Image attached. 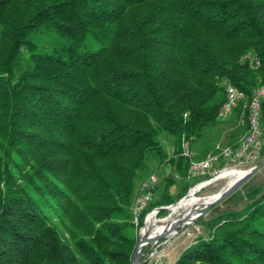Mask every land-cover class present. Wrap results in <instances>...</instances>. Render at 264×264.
I'll return each instance as SVG.
<instances>
[{
	"label": "trees",
	"instance_id": "obj_1",
	"mask_svg": "<svg viewBox=\"0 0 264 264\" xmlns=\"http://www.w3.org/2000/svg\"><path fill=\"white\" fill-rule=\"evenodd\" d=\"M223 80L246 97L264 83V0H0V264H131L139 183L168 165L153 204L175 201L183 145L225 130ZM250 180L173 264H264Z\"/></svg>",
	"mask_w": 264,
	"mask_h": 264
},
{
	"label": "built area",
	"instance_id": "obj_2",
	"mask_svg": "<svg viewBox=\"0 0 264 264\" xmlns=\"http://www.w3.org/2000/svg\"><path fill=\"white\" fill-rule=\"evenodd\" d=\"M252 68L257 69L261 65L259 58L246 55ZM225 99L217 112V119L223 120L231 115L234 109L240 105L241 113L238 124H243L247 120V129L240 139L233 145H223L217 142L208 151L203 159L195 160L193 152L188 146H184L183 155L190 159L186 179L191 180L212 170L213 173L222 169L241 163L244 159L258 153L264 146V127L261 123V104L264 101V83L257 86L249 97L231 84L223 80ZM158 182V175L155 172L146 176L139 185L134 202L132 204V222L134 225L138 264H163V256L159 253L158 246L162 243V238L167 241L177 235V228L168 230L159 237L163 231H157V227L168 223V216H162V212L169 210V205H152L154 200V189ZM166 241V242H167Z\"/></svg>",
	"mask_w": 264,
	"mask_h": 264
},
{
	"label": "rangeland",
	"instance_id": "obj_3",
	"mask_svg": "<svg viewBox=\"0 0 264 264\" xmlns=\"http://www.w3.org/2000/svg\"><path fill=\"white\" fill-rule=\"evenodd\" d=\"M44 38L47 39L48 43L50 44L56 42V40L52 38L51 36H44ZM236 113H237V110H234L233 113L229 115L226 119L220 120L226 123V125L229 127L231 126V124L233 125L232 128L230 127L228 133L230 134V136L233 138V141L235 142H237L242 136V134L245 132L243 125L234 126ZM219 127H220L219 121L216 125L206 127L204 129L202 137L198 141L193 142L192 147H190V149L192 148V150L201 152L206 146H208L211 143L212 136L213 137L219 136L221 132ZM162 141L165 147L167 148L168 153L170 154L172 151V142L168 140V138H163ZM262 155H264V153H261L260 151L257 154L253 153L251 157L244 159L241 163L231 165L229 166V168H237V169L250 168L251 166L257 164L261 160ZM195 160H199V159L196 157ZM170 171H171V168L168 165L157 166V163L155 161L151 163L150 172H155L158 175V182L154 189L153 202L155 201V199L159 198L162 192L164 176L168 175ZM224 171L225 170L221 172H224ZM219 172L220 171L213 173L212 170H209L208 173L204 174L203 176H200V177H197L191 180H187L186 178L185 179L177 178L176 182L170 187V193H171V196L175 199L173 203L175 204L177 201L178 202L175 204V207L172 210L169 209V210H165L162 212V216H168L170 214L167 220L168 223L166 225L170 223H174L178 218L183 216V213H184V211L182 210L183 203H180L179 200L183 196H185L188 193V190L190 188L192 189L194 185L197 186L203 181L213 179L208 184L203 186L199 191L191 194L188 198H186L185 202L191 201L196 196L217 193L224 186V183H225L223 179L218 178V175L221 173ZM250 179H251L250 180L251 183H254V184L264 183V166H262ZM183 187H187V190L185 191L183 196L178 198V196L182 193ZM153 202H152V205H155L153 204ZM228 205L233 206L235 208H240L242 206L241 203H237L234 205L227 203V204L218 205L217 209L221 210L223 208H226ZM201 216L203 217L204 220L209 217L208 214H205V215L203 214ZM178 230L179 232L177 233V235H175L171 240L167 241L166 238H162V243H160V245L158 246L159 253L163 256V264H173V262L176 260V258L180 255V253L184 249L193 245L199 239V237L206 236L203 225L196 223V221L191 222L185 227L179 226Z\"/></svg>",
	"mask_w": 264,
	"mask_h": 264
},
{
	"label": "bare ground",
	"instance_id": "obj_4",
	"mask_svg": "<svg viewBox=\"0 0 264 264\" xmlns=\"http://www.w3.org/2000/svg\"><path fill=\"white\" fill-rule=\"evenodd\" d=\"M251 167H253V166H251ZM250 168L237 169V168H229V166H228V167L222 169L221 171H223V170H225V171L224 172L220 171L221 173L219 172L220 174L218 173L219 175L218 174L217 175H218V178L223 179L225 183H224V186L217 193H215V194H207V195L204 194V195H201V196H196L191 201L185 202L186 198H188L191 194L199 191L203 186L208 184L213 179H209V180L203 181L202 183H200L197 186L194 185L195 186V187L193 186L194 188L193 187H192V189L190 188L188 194L184 198L179 200L180 203H183L182 210L184 211L183 217L185 219V221L182 224V226L185 227L186 225L190 224L192 222L193 217L196 214V211H198L201 206H204V205L208 204L209 202H211L218 195V193H220L223 189L228 187L236 179L240 178L242 175L247 173V171ZM178 219L174 223H170L168 225L157 227V231H163V230L167 229L168 227H170L171 225L177 224Z\"/></svg>",
	"mask_w": 264,
	"mask_h": 264
},
{
	"label": "water",
	"instance_id": "obj_5",
	"mask_svg": "<svg viewBox=\"0 0 264 264\" xmlns=\"http://www.w3.org/2000/svg\"><path fill=\"white\" fill-rule=\"evenodd\" d=\"M262 166H264V155H262L261 160L257 164L253 165V167H251L247 171V173H245L244 175H242L240 178L236 179L228 187H226L220 193H218V195L211 202H209L208 204H206L203 207H201L198 211H196V214L193 217L192 222L193 221H196L197 218H199L201 215L205 214L212 206L216 205L217 203H219L220 201H222L224 198L228 197L235 190H237L249 178H251ZM189 190H188V192H189ZM185 196H183L182 198H184ZM173 204L174 203H172L171 205H173ZM184 221H185L184 220V217L183 216L180 217L178 219L177 224H173L170 227H168L167 229H165V231L162 234H160L159 237H163L168 232V230H173V229H176V228H177L176 230H177V233H178L179 232L178 227L179 226L183 227L182 224L184 223ZM131 264H138L137 246L134 247L133 253L131 255Z\"/></svg>",
	"mask_w": 264,
	"mask_h": 264
},
{
	"label": "crops",
	"instance_id": "obj_6",
	"mask_svg": "<svg viewBox=\"0 0 264 264\" xmlns=\"http://www.w3.org/2000/svg\"><path fill=\"white\" fill-rule=\"evenodd\" d=\"M221 126L225 127V130L222 132V134L220 135V137L216 141H214L213 136H212L211 143L208 146L214 145L217 142L224 143V142H227V141H232V143H234V144L236 143L235 141H233V138L232 137H229L230 134L228 133L230 127L232 128L233 125L231 124V126L229 127V126L226 125V123H223ZM191 147H192V145H191ZM191 150H192V148H191ZM192 152L194 153V155L197 158H199V159L202 158V157L199 156L202 151L201 152H198V151L192 150Z\"/></svg>",
	"mask_w": 264,
	"mask_h": 264
}]
</instances>
